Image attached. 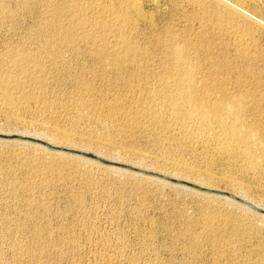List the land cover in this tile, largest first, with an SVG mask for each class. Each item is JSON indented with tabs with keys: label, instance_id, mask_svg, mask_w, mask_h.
<instances>
[{
	"label": "rangeland",
	"instance_id": "374dc122",
	"mask_svg": "<svg viewBox=\"0 0 264 264\" xmlns=\"http://www.w3.org/2000/svg\"><path fill=\"white\" fill-rule=\"evenodd\" d=\"M124 1L0 0V134L147 171L0 138V264H264V219L193 186L264 209L263 147L247 165L147 114L182 44L263 141L264 0H141L137 17Z\"/></svg>",
	"mask_w": 264,
	"mask_h": 264
},
{
	"label": "bare ground",
	"instance_id": "6f19581e",
	"mask_svg": "<svg viewBox=\"0 0 264 264\" xmlns=\"http://www.w3.org/2000/svg\"><path fill=\"white\" fill-rule=\"evenodd\" d=\"M144 1V0H143ZM194 1V0H193ZM88 2V1H87ZM91 3H93V1H90ZM90 2H88V4H90ZM96 2V1H95ZM94 2V3H95ZM99 2V1H98ZM124 2L126 5L125 8V12L128 13H132L134 15L137 16H141L142 15V11H141V0H125ZM93 3V4H94ZM87 4V5H88ZM92 5V4H91ZM100 5V3H99ZM97 7V5H95ZM70 7V6H69ZM85 7V5H84ZM89 7V6H88ZM86 8V7H85ZM107 8V6H106ZM123 8V7H122ZM143 8V7H142ZM96 9L95 7L93 8V10ZM99 9V8H98ZM92 10V11H93ZM101 10V9H100ZM106 10V9H105ZM99 10H96V12ZM103 11V10H101ZM82 12V11H81ZM113 12V11H112ZM111 12V13H112ZM120 12V10H119ZM125 12H121L122 15H118L124 17ZM95 13V12H94ZM93 13V14H94ZM100 13V12H99ZM115 13V12H114ZM117 13V12H116ZM96 14V13H95ZM119 14V13H118ZM129 14V15H130ZM101 15V13L99 14ZM109 15V14H108ZM95 16V15H94ZM91 16V18L93 17L95 20V17ZM98 16V14L96 15ZM111 16V15H110ZM133 16V15H132ZM127 17V15L125 16ZM124 17V18H125ZM143 17V16H142ZM97 18V17H96ZM111 18V17H110ZM119 20V17H117ZM146 18V17H145ZM225 18V17H224ZM84 19V18H83ZM104 19V18H103ZM113 19V18H112ZM112 19H110L109 21H112ZM88 20V19H87ZM114 20V19H113ZM121 20V19H120ZM126 20V19H125ZM124 20V21H125ZM129 20V19H128ZM134 20V19H133ZM220 20V19H219ZM107 21V20H106ZM123 21V19H122ZM121 21V22H122ZM127 21V20H126ZM135 21L136 18H135ZM85 22V21H84ZM108 22V21H107ZM106 22V23H107ZM116 22V21H114ZM100 23V22H99ZM126 23V22H125ZM128 23V22H127ZM126 23V24H127ZM233 23V22H232ZM87 24V23H86ZM95 24V23H94ZM121 24V23H118ZM123 24V23H122ZM121 24V25H122ZM131 24V23H130ZM234 24V23H233ZM96 25V24H95ZM97 25H98V21H97ZM125 25V24H124ZM134 25H136L134 23ZM113 26V23H112ZM235 26V25H234ZM233 26V27H234ZM94 27V26H93ZM119 28V27H118ZM130 28V27H129ZM121 29V28H120ZM233 29V28H232ZM236 29V28H235ZM122 30V29H121ZM120 30V31H121ZM118 31V30H117ZM127 32V31H126ZM122 33V32H121ZM66 34V33H65ZM124 36V35H123ZM122 36V37H123ZM242 36V35H241ZM160 37V36H159ZM100 38V37H99ZM158 38V37H157ZM240 38V37H239ZM242 38V37H241ZM66 39V38H65ZM70 39V38H69ZM159 39V38H158ZM160 40V39H159ZM158 40V42H159ZM239 40V39H238ZM169 41V40H168ZM167 41V42H168ZM171 41V40H170ZM243 41V40H242ZM163 42V41H162ZM246 42V41H245ZM52 43V42H51ZM178 43V42H177ZM239 43V42H238ZM237 43V44H238ZM161 44V43H160ZM166 44V43H165ZM170 44V42H169ZM175 44V40L174 43ZM172 44V45H173ZM181 44V43H180ZM185 44V43H184ZM52 45V44H51ZM134 45V44H133ZM244 45V44H243ZM162 46V45H161ZM165 46V45H164ZM164 46H162L164 48ZM182 44L179 45H173L170 54V59L173 61V71L166 75L167 79L166 83V89H164L163 93L162 90L159 89V87L157 86V88L159 89L158 91H161L162 93V100L161 102L158 104L156 103V106L151 109V111H149L150 113L147 114H153L154 117H161L162 116H166L167 119H171V122L173 120L174 125L176 123V125L179 126V130L182 131V134L188 138V139H192L193 141H196L198 143H202L203 147L204 145L209 148H213L215 149V151H219L221 153H225V154H229L232 157H236V158H240L243 160L248 161L247 165L250 163L252 166H257V162L258 159L257 157V150L259 151V148L264 149V140L260 141V139L258 140L257 136H258V131L259 128L257 125L255 126L254 123H251L249 121L254 120V119H250L248 120L246 118V110L248 109V107L246 108V110L243 108H241L239 105L240 103H238L240 101V99H238L239 101H237L236 99H233L235 96H228L227 92H223L222 93H215L212 92L211 90L213 89H209L210 86H208L209 88H206L204 86L201 85V83L197 80V74L199 72V70L196 71L195 68L198 67H194V62L193 65H190L189 63V59H187V55L185 53H187V50L189 51V49H187L186 47V52L184 50V48L181 47ZM136 47V45H135ZM167 47V46H166ZM165 47V48H166ZM171 47V46H168ZM131 48V47H130ZM129 49V48H128ZM138 50V48H137ZM54 51V50H53ZM59 51V50H58ZM93 51V50H92ZM99 51V50H98ZM164 51V50H163ZM95 52V51H94ZM93 52V53H94ZM97 52V51H96ZM105 52V51H104ZM128 52V51H127ZM132 52V51H131ZM135 52V51H134ZM133 52V53H134ZM139 52V51H138ZM165 52H168L165 49ZM195 52V51H194ZM241 52V51H240ZM137 54V52L135 53V55ZM168 54V55H169ZM190 54V53H189ZM245 55H247V53H244ZM121 55V54H120ZM119 55V56H120ZM165 55V54H164ZM18 56V55H17ZM110 56V55H109ZM118 56V54H117ZM128 57V56H127ZM137 57V56H136ZM165 57V56H163ZM169 57V56H168ZM189 57V56H188ZM242 56H240L241 58ZM59 58V57H58ZM115 58V57H114ZM211 58V57H210ZM37 59V58H36ZM120 59V58H119ZM131 59V58H130ZM191 59H193L191 57ZM244 59H247L246 57H244ZM243 59V62H244ZM123 60V59H122ZM121 60V61H122ZM126 60V59H125ZM125 60L124 63L126 62ZM134 60V59H133ZM169 60V59H167ZM120 61V60H119ZM122 61V62H123ZM163 61V60H162ZM166 61V59L164 60ZM140 62V61H139ZM119 63V62H118ZM128 63V62H127ZM141 63V62H140ZM115 64V63H114ZM163 64V63H162ZM117 65V64H116ZM166 65V62H165ZM196 65V64H195ZM244 65V63H243ZM119 66V64H118ZM121 66V64H120ZM123 66V63H122ZM126 66V65H125ZM172 66V65H171ZM17 67V66H16ZM144 67V66H143ZM165 67V66H164ZM145 68V67H144ZM215 68V67H214ZM121 69V68H120ZM163 69V67H162ZM22 70V69H21ZM119 70V69H118ZM172 70V69H171ZM201 70V68H200ZM145 71V70H144ZM163 71V70H162ZM125 72V71H124ZM157 73V72H156ZM197 73V74H196ZM201 73V72H200ZM121 74V73H120ZM222 74V73H220ZM1 75V74H0ZM161 76V75H160ZM203 76V75H202ZM219 76V74H218ZM214 77H217V74ZM165 78V76H164ZM201 78V77H200ZM213 78V77H212ZM219 80L220 77H218ZM217 78V79H218ZM163 79V78H162ZM205 79V78H204ZM216 79V80H217ZM226 79V78H225ZM201 80V79H200ZM208 79H205L206 82H210ZM215 80V79H213ZM215 80V81H216ZM162 81V83H163ZM223 80H221V82H219L220 84L222 83ZM226 81V80H225ZM161 82V79H160ZM159 82V83H160ZM214 82V81H213ZM230 83V82H229ZM216 84V83H215ZM226 84V83H224ZM158 85V84H157ZM205 85V84H204ZM210 85V83H209ZM212 85V83H211ZM4 86V85H2ZM153 86V85H152ZM165 88V85H162ZM206 86V85H205ZM213 86V87H217ZM224 86V85H223ZM228 84L226 85L227 88ZM154 87V86H153ZM229 87V86H228ZM152 88V87H151ZM155 88V87H154ZM7 89V88H6ZM150 89V88H149ZM216 88H214L213 90L215 91ZM154 90V89H153ZM156 90V89H155ZM154 90V91H155ZM219 90V89H218ZM226 90V89H224ZM231 90V89H230ZM149 91V90H148ZM152 91V94H154ZM220 91V92H221ZM229 91V90H228ZM149 93H151L149 91ZM244 93V92H243ZM248 93V91H247ZM246 93V94H247ZM253 93V92H251ZM250 93V94H251ZM230 94V92H229ZM233 94V93H232ZM231 94V95H232ZM245 94V93H244ZM245 94V96H246ZM157 95V94H156ZM234 95V94H233ZM240 95V94H239ZM252 96L255 94H251ZM250 95V96H251ZM151 96V95H150ZM158 96V95H157ZM156 96V97H157ZM242 96V95H241ZM258 96V95H257ZM160 97V96H159ZM233 97V98H231ZM244 97V96H243ZM248 97V96H247ZM255 97V96H254ZM153 98V96H152ZM238 98V97H237ZM242 98V97H241ZM146 99V98H145ZM151 99V98H150ZM154 99V98H153ZM157 98L156 100L158 101ZM245 99V97L243 98ZM252 99V98H250ZM257 99V97H256ZM83 101V100H82ZM148 101V100H147ZM150 101V100H149ZM155 101V99H154ZM249 101V100H248ZM250 102V101H249ZM252 102V101H251ZM260 102V101H259ZM258 102V103H259ZM154 103V102H152ZM253 103V102H252ZM150 104V103H149ZM242 104V103H241ZM261 104V103H260ZM248 105V104H246ZM245 105V106H246ZM251 105V104H250ZM255 105V103H254ZM259 105V104H258ZM86 106V105H85ZM249 106V105H248ZM260 106V105H259ZM258 106V107H259ZM96 107V106H95ZM243 107V106H242ZM251 110L252 107L254 106H250ZM261 107V106H260ZM259 107V108H260ZM146 108V107H145ZM263 108V107H262ZM261 108V110H262ZM113 109H115L113 107ZM149 110V108H147ZM146 110V109H145ZM147 110V111H148ZM246 112H245V111ZM250 110V108L248 109ZM255 110V109H254ZM258 110V109H256ZM260 110V111H261ZM144 111V110H143ZM142 111V112H143ZM146 111V112H147ZM264 111V110H263ZM259 112V110H258ZM262 112V111H261ZM248 113V112H247ZM264 113V112H262ZM144 114V113H142ZM260 114V113H259ZM262 116V114H260ZM140 116V115H139ZM258 116V115H257ZM264 116V115H263ZM262 116V117H263ZM148 117V116H147ZM150 117V116H149ZM152 117V116H151ZM249 117V115H248ZM261 117V119H262ZM152 119V118H151ZM154 119V118H153ZM156 119V118H155ZM158 119V118H157ZM160 119V118H159ZM158 119V120H159ZM259 119V117L257 118ZM150 120V119H149ZM157 120V121H158ZM162 120V119H161ZM256 120V119H255ZM154 121V120H153ZM257 121V120H256ZM260 121V119H259ZM162 122V121H160ZM159 122V123H160ZM172 122V123H173ZM164 123V121H163ZM261 123V122H259ZM170 124V123H168ZM167 124V125H168ZM257 124V123H256ZM171 125V124H170ZM175 125V126H176ZM169 126V125H168ZM167 127V126H166ZM171 127V126H170ZM173 127V126H172ZM178 128V127H177ZM261 135V134H260ZM259 135V136H260ZM260 138V137H259ZM197 143V144H198ZM201 144V145H202ZM59 147V146H58ZM63 148V147H62ZM67 149V148H66ZM262 150V149H261ZM261 153V152H260ZM238 160V159H237ZM241 161V160H240ZM262 161V160H261ZM244 162V161H243ZM259 163V162H258ZM246 165V164H245ZM250 165V166H251ZM248 167V166H247ZM259 168V167H258ZM251 169V168H250ZM162 175V174H160ZM209 189V188H207ZM235 195V194H234ZM237 196V195H236ZM239 197V196H237ZM240 198L244 199V200H249L246 197L240 196ZM232 201V200H231ZM250 201V200H249ZM251 202V201H250ZM252 203V202H251ZM254 204V203H253ZM255 205V204H254ZM257 206V205H256ZM260 217H262L264 219V215L258 214ZM239 220V219H238ZM208 223V222H207ZM213 226V224H212ZM215 226V225H214ZM206 227V226H205ZM237 227V226H236ZM207 228V227H206ZM208 229V228H207ZM216 229V228H214ZM211 230V228H210ZM213 230V229H212Z\"/></svg>",
	"mask_w": 264,
	"mask_h": 264
},
{
	"label": "water",
	"instance_id": "95a60500",
	"mask_svg": "<svg viewBox=\"0 0 264 264\" xmlns=\"http://www.w3.org/2000/svg\"><path fill=\"white\" fill-rule=\"evenodd\" d=\"M0 138H15V139H19V140H25V141H29V142H33V143L39 144V145H41V146H43L45 148H48V149L60 150V151H66V152H73V153L79 154L81 156H85V157L91 158V159H93V160H95V161H97V162H99L101 164H104V165L116 166V167H120V168L130 169V170H133V171H136V172L147 173V171L142 170L140 168H136V167H132V166H129V165H124V164H119V163L112 162V161H109V160H104V159H101L100 157H98L96 155L84 153L82 151H77V150H72V149H66V148L58 147L56 145H52V144H50V143H48L46 141H43L41 139H37V138H34V137L22 136V135H17V134H11V135L0 134ZM149 173H151V172H149ZM151 174H155V173H151ZM156 176H158L160 178H163L165 180L171 181V182H176L177 181L176 179H173V178H170V177H166V176L160 175V174H157ZM193 186H195L194 188H196V189H203V190L208 191V192H213V193H216V194H220V195L226 196V197L234 200L238 204L250 209L251 211H253V212L257 213V214L264 215V209L263 208H260V207H258L256 205H254L250 201H247V200H244V199H242L240 197H237L236 195H234L232 193H229V192H226V191L214 190V189L201 188V187L196 186V185H193Z\"/></svg>",
	"mask_w": 264,
	"mask_h": 264
}]
</instances>
